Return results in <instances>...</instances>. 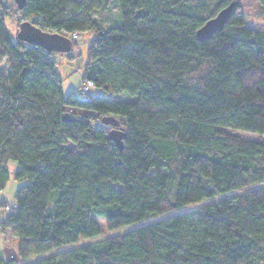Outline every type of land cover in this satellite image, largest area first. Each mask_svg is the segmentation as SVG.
<instances>
[{"label": "trees", "instance_id": "trees-1", "mask_svg": "<svg viewBox=\"0 0 264 264\" xmlns=\"http://www.w3.org/2000/svg\"><path fill=\"white\" fill-rule=\"evenodd\" d=\"M113 2L121 23L103 28ZM231 3L223 28L199 41L195 31ZM10 13L90 34L81 81L101 94L81 83L64 95L59 53L13 38ZM255 14L264 19V0ZM245 18L240 0H0V193L10 161L25 182L0 230L24 261L65 247L21 264H264V143L226 131L264 135V30ZM110 116L121 151L101 123ZM212 198L74 246L99 234L96 217L115 230ZM0 264L15 261L0 252Z\"/></svg>", "mask_w": 264, "mask_h": 264}, {"label": "rangeland", "instance_id": "rangeland-1", "mask_svg": "<svg viewBox=\"0 0 264 264\" xmlns=\"http://www.w3.org/2000/svg\"><path fill=\"white\" fill-rule=\"evenodd\" d=\"M2 2L6 5H9L13 0H2ZM241 3V9L246 14V27H251L255 29H262L264 30V19L261 17H257L255 14V9L257 7V0H240ZM109 10L106 12L105 16L103 15L101 19H99V22L102 23L104 26L103 28H108L111 26H117L121 23V16L119 13V8L115 2L109 3ZM99 17V15H98ZM18 14L10 13L8 14V17L5 18L4 21H6V27L7 30L11 33L12 37L15 38L17 35V28L19 22L22 20H19ZM66 35V34H65ZM77 38L72 39L70 36L66 35L69 40L71 41V48L69 52L59 53L57 56L60 60V65L57 68L58 74H60L62 78V92L64 95L68 93L69 91H76L77 87L82 83V85H85L82 81V75H83V65H84V58H85V47L87 44H85L84 40L87 39L90 34L85 33L84 37H82L80 34ZM83 39V40H82ZM80 68V69H79ZM81 85V86H82ZM88 92L92 95H98L101 94V91L96 88L90 87ZM119 99L121 100H130L131 98L127 97L126 95L120 94ZM106 126V125H104ZM107 128H110L108 126ZM228 132H232L235 135H238L240 137H243L247 140H255L264 143V135L260 136L256 133H248L243 131H230L226 130ZM8 174H10V178L8 182L6 183V187L4 190L0 193V221L3 219L4 215L9 211L14 204V192L17 188L25 185V182H17L13 180V171L17 167V164L14 162H8ZM264 185V182L255 183V186ZM254 186V187H255ZM244 190H233V192L224 193L223 195L218 196L219 198H223L225 196H233V194L241 193ZM213 200H216L215 198L212 199H205L202 200L199 203H190L189 205L182 206L180 208L174 209L172 211H169V213L164 214H158V215H151L147 216V218L137 221V223L128 224L123 227L116 228L115 230H108L104 224V220L102 218H95L96 222L100 228V232L97 236H95L92 239H83L79 240L74 246H81L89 243H94L95 241H101L102 239H105L106 237L115 236V234H122L126 232L127 230H131L134 228H137L138 226L146 225L149 222L158 221V219H162L165 217H168L169 215L180 213L181 211H187L191 210L197 206H200L204 203H211ZM17 246L18 241L13 237L11 230L7 229L6 231L0 230V252L5 261H8L10 259H13L15 261V264H21L23 262H29L34 261L35 259H40L41 257H47L51 256L53 253H61L62 250H65L64 246L51 249V251L40 254L39 256H34L29 258L27 261H24L20 259V257L17 255ZM67 248H72L70 246H66Z\"/></svg>", "mask_w": 264, "mask_h": 264}, {"label": "water", "instance_id": "water-1", "mask_svg": "<svg viewBox=\"0 0 264 264\" xmlns=\"http://www.w3.org/2000/svg\"><path fill=\"white\" fill-rule=\"evenodd\" d=\"M17 9H23L27 0H13ZM234 3L218 11L215 17L210 18L204 22L200 28L195 31L196 38L199 41H204L210 38L213 33L223 28L226 18L232 12ZM16 38L18 41H23L28 45H36L43 48L46 52L64 53L69 52L71 48V41L65 34L58 32L44 31L32 21H21L18 24ZM101 123L110 126L107 133L110 141H112L120 151L122 150L124 131L118 128L117 121L114 117H103Z\"/></svg>", "mask_w": 264, "mask_h": 264}, {"label": "built area", "instance_id": "built-area-1", "mask_svg": "<svg viewBox=\"0 0 264 264\" xmlns=\"http://www.w3.org/2000/svg\"><path fill=\"white\" fill-rule=\"evenodd\" d=\"M68 36H70L72 39H74V38H77L79 35H78L77 32H74V33H72V34H70ZM90 87H93V84L90 81H87V82H85V85L82 86L80 92L81 93H85V92H87L89 90Z\"/></svg>", "mask_w": 264, "mask_h": 264}]
</instances>
